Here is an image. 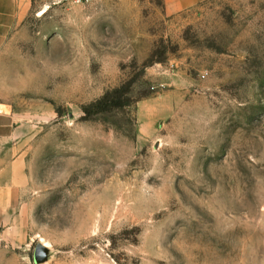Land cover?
Instances as JSON below:
<instances>
[{"label":"rangeland","instance_id":"374dc122","mask_svg":"<svg viewBox=\"0 0 264 264\" xmlns=\"http://www.w3.org/2000/svg\"><path fill=\"white\" fill-rule=\"evenodd\" d=\"M26 25L0 264H264V0H40Z\"/></svg>","mask_w":264,"mask_h":264},{"label":"crops","instance_id":"0c3cea01","mask_svg":"<svg viewBox=\"0 0 264 264\" xmlns=\"http://www.w3.org/2000/svg\"><path fill=\"white\" fill-rule=\"evenodd\" d=\"M39 1L0 0V163L20 160L17 146H22L24 124L15 99L31 81L21 68V45L28 33L26 22ZM4 172L0 168V177Z\"/></svg>","mask_w":264,"mask_h":264},{"label":"built area","instance_id":"2783aa9c","mask_svg":"<svg viewBox=\"0 0 264 264\" xmlns=\"http://www.w3.org/2000/svg\"><path fill=\"white\" fill-rule=\"evenodd\" d=\"M51 4H62V3H73V4H82V3H91L94 0H48Z\"/></svg>","mask_w":264,"mask_h":264},{"label":"water","instance_id":"95a60500","mask_svg":"<svg viewBox=\"0 0 264 264\" xmlns=\"http://www.w3.org/2000/svg\"><path fill=\"white\" fill-rule=\"evenodd\" d=\"M43 249L41 248H39L38 249V251H37V253H36V261H40V260H42V258H43Z\"/></svg>","mask_w":264,"mask_h":264}]
</instances>
